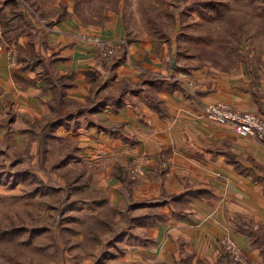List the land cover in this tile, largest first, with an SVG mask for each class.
I'll return each mask as SVG.
<instances>
[{
    "label": "crops",
    "instance_id": "crops-1",
    "mask_svg": "<svg viewBox=\"0 0 264 264\" xmlns=\"http://www.w3.org/2000/svg\"><path fill=\"white\" fill-rule=\"evenodd\" d=\"M79 1L0 0V142L36 155L37 142L29 144L31 124L50 112L57 91L53 77L74 74L64 97L85 101L86 74L98 73L102 59L79 38L82 32L109 38L119 48L126 43L125 59L105 94L118 93L122 81H137L143 73L156 82L155 89L127 91L122 105L115 107L117 98L107 102L93 112V122L83 114L56 128L78 140L79 149L52 176L63 187L83 184L85 202L93 204L89 214L120 209L119 227L104 243L91 248L60 241L56 264H221L225 235L252 264H264V144L204 113L209 103L224 101L264 114V55L248 67L207 62L183 70L178 62L172 68L173 47L157 50L151 37L133 35L118 14L102 24L95 15L84 22ZM18 50L24 60H17ZM138 153L151 160L125 201L116 168L127 169ZM185 192L191 196L183 206L170 199ZM83 252L86 258L79 257Z\"/></svg>",
    "mask_w": 264,
    "mask_h": 264
},
{
    "label": "rangeland",
    "instance_id": "rangeland-1",
    "mask_svg": "<svg viewBox=\"0 0 264 264\" xmlns=\"http://www.w3.org/2000/svg\"><path fill=\"white\" fill-rule=\"evenodd\" d=\"M139 1L141 0H81L79 11L84 17L82 18L84 22L92 21V16L95 15L97 24L107 22L111 15L118 14L133 35L143 36L148 34L141 16ZM154 1L156 0H151ZM193 1L174 0L184 12L182 21L179 22V29L188 34L206 36L208 43L199 49L183 38H171V43L166 45L174 48L175 63L179 62L183 70H190L207 62L222 68H230L238 64H245L248 67L261 62L259 57L264 55V0H217L221 4L218 5L219 8L226 12L229 8L237 11L244 16L243 21H246L244 39L241 42L235 40L238 49L235 50L234 43V51L229 45L228 52L217 44L216 32L212 31L214 25H221L223 22L204 21L200 14H197L198 8L188 14L189 5ZM223 27L221 26L220 29ZM207 28H209L208 32ZM45 165L49 166V159L46 160ZM57 169L47 168L41 171L38 167V152L33 155L29 149L16 147L11 141L0 142V231H12L14 228L20 231L19 235L12 239L13 241L6 242L0 239V264H12L14 258L19 259L23 264H39L33 260L34 256L36 261L40 259L49 262L53 257L47 256L45 252H39L35 247L42 242L50 243L49 233L55 235L57 243L61 241L60 243H74L82 247L89 245L93 248L99 243H104L112 236L110 233L119 227L120 220L117 219V215H113L116 223L112 226V230L98 228L96 233H90L92 230L87 228L91 222L89 217L98 211L89 214L93 204L85 202L89 199V194L85 193L83 184L81 182L77 186L65 184L63 187L54 175L52 176ZM65 176L62 174L63 178ZM72 198H78V203ZM81 208L85 210L80 211ZM73 232L77 235V240L73 237L74 234L71 235ZM88 233L92 237L98 236V242H93V239L88 237L90 236ZM26 239L31 241L22 244ZM2 245L5 246L3 249ZM223 249L225 250L224 247ZM60 254L56 252L50 264H56ZM88 254L83 252L79 257L86 258ZM104 256L106 254H103ZM231 260L229 259L230 262Z\"/></svg>",
    "mask_w": 264,
    "mask_h": 264
},
{
    "label": "trees",
    "instance_id": "trees-1",
    "mask_svg": "<svg viewBox=\"0 0 264 264\" xmlns=\"http://www.w3.org/2000/svg\"><path fill=\"white\" fill-rule=\"evenodd\" d=\"M154 2H151V0H141L139 1V4L141 6L142 19L145 21L146 33L154 41L157 50L160 49L164 44L171 43L170 39L173 37L177 39L183 38L192 46L199 47V49L205 47L204 45L208 43L206 36L201 34H188L186 32L180 31L179 22L182 16H184V12L182 11L181 7L174 3V0H156ZM218 5L221 4L218 3L217 0H194L192 3H190L187 13L189 14L191 11L198 8L197 14H200L199 16H201L204 21L213 23V21L220 20V22H223L221 25H214L212 31L216 32L217 44L221 45L223 49L227 50V52L228 46L230 45L232 46V51H234L235 40L241 42L244 39L243 37L245 34L244 28L246 27V21H243L244 16H241L239 12L233 11L230 8L226 12L219 8ZM221 26L225 27L220 29ZM207 29L208 32L209 28ZM237 49L238 48L235 43V50ZM126 50V43L123 41L120 45V48H118L114 59L111 61H105L101 58L102 63L97 66L98 73L88 72L86 74V80L90 84V93L85 97L84 102L77 99L64 97L63 88H66L72 84L74 74L69 73L64 76L53 77V83L55 84L57 91L54 92L53 99L50 103V112L43 118L36 120L31 124L32 130L30 132L31 134H29V137H31L29 139V144H31L33 141L37 142L38 167L40 169L46 170L48 168L49 170H54L64 165L72 158L76 157V153L79 149L78 140L72 139L68 135L57 134L55 131L58 126L66 124L68 120L75 118L77 119L83 114L87 115V119H89L88 121L93 122L94 118L91 117L93 112L99 111L107 102H114V98H117L115 100L117 103L115 104V107L122 105L124 102L123 97L127 91L128 93L137 92L140 91V89L148 86H151L153 89H155V85L153 84L156 82L153 80L155 77L150 79L145 73H143L140 79L137 81H122L118 93L110 91L109 96L104 93V90H106L105 88L109 86L116 76L117 66H119L124 61ZM23 53V51L18 50V61L20 59H25ZM172 58H174V56H172L171 59ZM171 65L172 62L170 63L169 67H172ZM148 97L154 99L152 94L149 93ZM36 137L37 139H35ZM47 159H49L48 167L45 165ZM115 173L124 186L121 188V192L125 197V201H127L131 198L130 195L127 194L134 179L130 177L128 169L117 167ZM97 193L101 192L97 191ZM190 196L191 192H185L172 195L170 199L177 206H183L187 203L186 200L189 199ZM99 211V213L97 212L95 215L89 217L91 222L89 225H87V228L92 230V232H90L92 234L96 233V229L98 228H105L107 230L113 228L112 226L116 223V221L113 219V215L116 216L120 209L118 207H110ZM19 233L20 231L16 230L15 228L12 229V231H0V239L10 242L12 239L16 238ZM262 233H264V231H262ZM49 237L51 240L50 243L42 242L35 247L38 248L39 252H45L47 256L53 257L50 260L52 261L55 257V253L58 252V243L56 242L54 234L52 235L49 233ZM88 237L92 238L93 242H98V236L92 237L90 235ZM30 241L31 239L23 240L22 244L28 243ZM13 243H15V241ZM4 247V245L1 246L2 249ZM229 259L231 260L228 253L224 250L220 260L221 264H237L233 260L230 262ZM33 260L39 264H50V261L48 262V260L41 261L39 259L36 261V256L33 257ZM11 262L12 264H23L17 258L12 259Z\"/></svg>",
    "mask_w": 264,
    "mask_h": 264
},
{
    "label": "built area",
    "instance_id": "built-area-1",
    "mask_svg": "<svg viewBox=\"0 0 264 264\" xmlns=\"http://www.w3.org/2000/svg\"><path fill=\"white\" fill-rule=\"evenodd\" d=\"M79 38L82 41L92 43L100 57L105 61H111L117 54V44L97 33L82 32ZM14 61L15 53H11L10 62ZM204 113L214 121L232 124L237 133L264 143V114L242 110L224 101L209 103L206 105ZM150 160V156L145 153L136 154L127 168L130 177L134 180L140 179L144 175L145 167L150 163ZM221 245L237 264H252L244 256L239 245L232 237L223 236Z\"/></svg>",
    "mask_w": 264,
    "mask_h": 264
},
{
    "label": "water",
    "instance_id": "water-1",
    "mask_svg": "<svg viewBox=\"0 0 264 264\" xmlns=\"http://www.w3.org/2000/svg\"><path fill=\"white\" fill-rule=\"evenodd\" d=\"M174 66H175V60L172 59V67H174Z\"/></svg>",
    "mask_w": 264,
    "mask_h": 264
}]
</instances>
